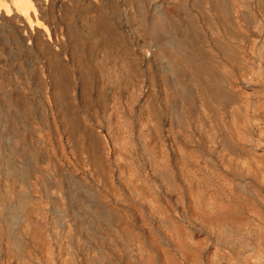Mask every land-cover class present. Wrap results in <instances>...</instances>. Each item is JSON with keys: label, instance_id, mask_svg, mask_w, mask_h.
I'll use <instances>...</instances> for the list:
<instances>
[{"label": "bare ground", "instance_id": "bare-ground-1", "mask_svg": "<svg viewBox=\"0 0 264 264\" xmlns=\"http://www.w3.org/2000/svg\"><path fill=\"white\" fill-rule=\"evenodd\" d=\"M0 264H264V0H0Z\"/></svg>", "mask_w": 264, "mask_h": 264}]
</instances>
